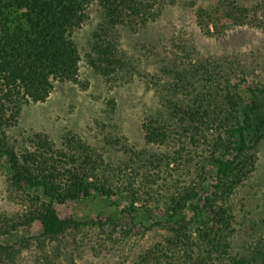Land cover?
I'll return each mask as SVG.
<instances>
[{
	"label": "trees",
	"instance_id": "1",
	"mask_svg": "<svg viewBox=\"0 0 264 264\" xmlns=\"http://www.w3.org/2000/svg\"><path fill=\"white\" fill-rule=\"evenodd\" d=\"M91 2L99 3L107 12L106 23L100 29L103 32L95 33L93 38L92 44L98 49L94 66L103 76H114L126 66V60L114 49L113 32L119 28L140 30L138 27L160 16L161 2L0 0V164L9 171V180L19 192L14 199L20 204L11 214H0V237L30 227L36 219L42 231L30 241L41 247L45 241L57 242L56 251L60 254L68 247L69 238L76 242L75 232L79 233L82 226L115 223L110 218L84 224L74 217L62 218L55 204L87 201L93 193L111 197L117 194L115 187L122 184L126 187L121 193L126 189L135 200L143 194L160 196L166 200L164 215H179L173 225L174 234L143 252L135 264H264V238L257 240L250 255L233 253L237 244L234 241L241 237V228H236L240 223L231 204H218L220 195L230 200L237 184L255 169L250 140L264 135V89L245 101L240 93L223 87L225 96L217 100L208 92L209 80L193 82L186 75L179 76L184 90L179 95L169 94L163 108L151 112L143 124L148 143H179L165 158L167 168L181 162L178 168L184 170L175 177L141 170L139 156L144 155L143 151L137 153L131 148L123 150L128 157H138L119 166L105 160L101 149L73 138L57 145L47 134L36 133L23 146L10 137L9 131L17 126L25 106L45 102L57 82L78 83L80 55L72 31L87 19L86 7ZM260 2L254 8L264 5V0ZM251 3L253 0H240L237 4L218 0L210 7H200V26L209 31V23L222 9L231 11L237 23L250 22ZM196 4L193 0L185 8ZM219 21L216 19L215 27ZM206 72H210L208 67ZM214 73L210 72V78ZM210 132H215L216 137L210 139ZM184 138L189 142H183ZM202 140L209 146L204 148ZM199 150L202 154L209 151L206 160L216 165L218 181L210 185L213 191L209 184L205 188L203 185L208 176L205 162L200 167L193 164L196 158L207 156H197ZM142 163L144 168L145 162ZM153 164L150 160L149 166ZM196 167L197 175L193 177L192 168ZM188 209L192 211L190 219L185 214ZM30 241L23 239L19 249L0 243V264H21L23 251L33 247ZM70 264L76 263L71 260Z\"/></svg>",
	"mask_w": 264,
	"mask_h": 264
},
{
	"label": "rangeland",
	"instance_id": "2",
	"mask_svg": "<svg viewBox=\"0 0 264 264\" xmlns=\"http://www.w3.org/2000/svg\"><path fill=\"white\" fill-rule=\"evenodd\" d=\"M158 1L163 4L160 16L146 26L138 27L137 31L119 28L113 32L114 49L126 60V66L110 77L103 76L94 66L98 49L92 44L95 33L103 32L100 29L106 23L107 12L99 3L91 2L86 7L87 19L72 31L80 55L78 83L57 82L45 102L25 106L17 126L9 131L10 137L23 146L36 133L47 134L57 145L73 138L101 149L105 160L119 166L127 159L131 163L138 157L137 154L128 157L123 150L131 148L137 153L143 151L144 155L139 157L145 166L142 168L139 160L141 170L174 177L183 172L184 169L178 168L181 162L171 163L167 168L165 159L179 143H148L143 124L151 112L163 108L169 94L184 90L178 78L182 75L193 82L209 80L208 92L217 100L225 96L223 87L240 93L245 101L257 90L264 89V5L254 8L261 0H253L252 19L246 23L233 21L232 12L222 9L209 23L208 31L200 26L199 10L215 5L218 0H196L197 4L191 8L185 5L193 0ZM225 1L237 4L240 0ZM216 19L220 20L218 27H215ZM207 67L208 71H215L211 78ZM214 137L216 133L210 132V139ZM183 142L189 139L184 138ZM250 142V153L256 158L255 169L237 184L230 200L224 195L218 197L219 205L233 206L240 223L236 228H241L233 253L245 256L251 254L257 240L264 238V135ZM201 154L199 150L197 156ZM206 154L204 159L198 157L193 163L198 167L203 162L207 165L204 188L218 181L216 165L206 160L211 153L205 151L202 155ZM150 160L154 164L149 166ZM196 169L192 168L193 177L197 175ZM118 185L114 190L117 194L111 197L93 193L87 201L55 204L62 218L74 217L83 224L110 218L115 223L82 226L79 233L75 232L76 242L69 238L68 247L60 254L56 251L57 242L45 241L41 247L30 241V237L39 236L42 231L36 219L30 227L1 236L0 243L19 249L21 241L29 239L33 247L23 251L21 264H70L71 260L76 264H135L143 252L174 234L173 225L179 215L173 212L164 215L165 198L143 194L135 200L126 189L121 193L125 185ZM210 191H213L211 186ZM18 193L9 180V171L0 164V214L9 215L20 208L14 199ZM185 214L190 219L192 211L188 209Z\"/></svg>",
	"mask_w": 264,
	"mask_h": 264
}]
</instances>
